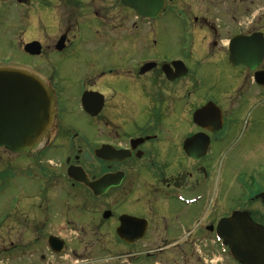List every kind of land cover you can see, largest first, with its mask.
Segmentation results:
<instances>
[{
  "label": "flooded vegetation",
  "instance_id": "af4514ba",
  "mask_svg": "<svg viewBox=\"0 0 264 264\" xmlns=\"http://www.w3.org/2000/svg\"><path fill=\"white\" fill-rule=\"evenodd\" d=\"M169 2L147 17L122 0H0V73L54 99L47 137L0 144V264H264V0H182L180 55L157 50ZM238 36L255 37L248 65L231 61Z\"/></svg>",
  "mask_w": 264,
  "mask_h": 264
},
{
  "label": "water",
  "instance_id": "95a60500",
  "mask_svg": "<svg viewBox=\"0 0 264 264\" xmlns=\"http://www.w3.org/2000/svg\"><path fill=\"white\" fill-rule=\"evenodd\" d=\"M124 5L134 9L139 16L155 17L164 8V0H122ZM255 39L250 36L241 38L240 36L232 40L230 46V58L234 63L249 64L245 59V52L241 49L246 47L247 41ZM236 45L233 48V45ZM28 46H35V43ZM254 48L255 45H252ZM263 51V50H262ZM262 51L258 54L259 60ZM255 55V54H254ZM256 64V63H255ZM252 65L254 68L256 65ZM0 80H10V94L4 97L0 92V103L7 101L8 112L6 113L7 127L0 133V144L8 146L13 152L28 150L49 134L54 114V99L49 88L41 80L29 73L17 70H6L0 73ZM255 79L259 82L264 80V72H256ZM4 87L3 82L0 88ZM4 97V98H3ZM10 107V111H9ZM240 221L244 231L255 227L252 222L243 218H234ZM251 230V229H250ZM240 230H236V234ZM234 250V248H233ZM236 251V250H234Z\"/></svg>",
  "mask_w": 264,
  "mask_h": 264
},
{
  "label": "rangeland",
  "instance_id": "374dc122",
  "mask_svg": "<svg viewBox=\"0 0 264 264\" xmlns=\"http://www.w3.org/2000/svg\"><path fill=\"white\" fill-rule=\"evenodd\" d=\"M195 2L191 4V7H187L183 5L182 0H170L167 6V11L166 13L164 12L162 15V20L158 19L156 20V25H155V34L156 38L158 40V45H157V50L160 52H166L167 53H172L175 55H180V54H185L188 53V51H181L180 45H175V37L173 36L174 33L180 34V33H185V30L183 28V24L188 20V18L195 13ZM218 9V8H217ZM214 17V14H212ZM223 42H225L223 40ZM170 43L172 45H170ZM191 47V42H187V49ZM176 50L178 52H176ZM20 54L22 55V52L20 51ZM23 56V55H22ZM187 59V58H186ZM34 62L37 61V59H33ZM211 61L206 62L203 61V64L208 63V67H203L206 69V73L211 74V72L218 70L217 67H220V61L217 56H213ZM39 62V61H38ZM198 62L192 63V61H188V64H190L191 67H193L194 64H197ZM44 72L47 73L48 70L45 68ZM63 73L65 74L64 80L66 79H77L78 77L76 76L75 71L69 70L67 66H65ZM222 73V70H221ZM219 72V75L221 74ZM223 78V74L220 75ZM221 78V79H222ZM76 85V84H75ZM77 86V85H76ZM67 112L72 113L73 117H80L82 110L79 107V103H70L69 108L67 107ZM243 128H240L241 131H243ZM240 131V132H241ZM217 255V254H216Z\"/></svg>",
  "mask_w": 264,
  "mask_h": 264
}]
</instances>
